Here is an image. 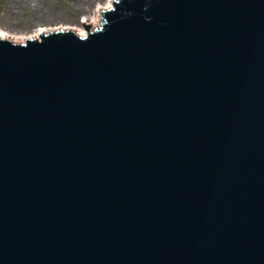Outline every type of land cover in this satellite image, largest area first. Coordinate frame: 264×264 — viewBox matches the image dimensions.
<instances>
[{
  "label": "water",
  "instance_id": "95a60500",
  "mask_svg": "<svg viewBox=\"0 0 264 264\" xmlns=\"http://www.w3.org/2000/svg\"><path fill=\"white\" fill-rule=\"evenodd\" d=\"M99 11L0 37V264H264V0Z\"/></svg>",
  "mask_w": 264,
  "mask_h": 264
},
{
  "label": "rangeland",
  "instance_id": "374dc122",
  "mask_svg": "<svg viewBox=\"0 0 264 264\" xmlns=\"http://www.w3.org/2000/svg\"><path fill=\"white\" fill-rule=\"evenodd\" d=\"M107 0H0V28L25 37L36 29L76 27Z\"/></svg>",
  "mask_w": 264,
  "mask_h": 264
},
{
  "label": "bare ground",
  "instance_id": "6f19581e",
  "mask_svg": "<svg viewBox=\"0 0 264 264\" xmlns=\"http://www.w3.org/2000/svg\"><path fill=\"white\" fill-rule=\"evenodd\" d=\"M113 1L114 0H107L105 5H99V6L97 5L94 8V12H93L92 16L90 18H86V19L82 20L83 23H85V24H89L90 23L88 25V31H93L94 29H97V28H99L101 26L102 13L99 10L101 9L103 11V10L111 8L113 6ZM82 21L76 27L66 26V27H54V28H50V29L39 28V29H36L34 31V33H31V34H29V35H27L25 37H21V38L19 36H15L12 33L8 32V31H5V30L0 28V37H6V38H8L9 40H11L13 42H24L26 39L39 38L40 37V33H42V32H47L49 30L53 31V30H58V29L59 30H71L76 35L84 37V36L88 35V32L86 31Z\"/></svg>",
  "mask_w": 264,
  "mask_h": 264
}]
</instances>
